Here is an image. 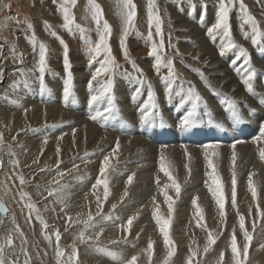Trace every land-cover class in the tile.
<instances>
[{
	"label": "rangeland",
	"instance_id": "obj_1",
	"mask_svg": "<svg viewBox=\"0 0 264 264\" xmlns=\"http://www.w3.org/2000/svg\"><path fill=\"white\" fill-rule=\"evenodd\" d=\"M59 2H60V0H57V3L54 4L53 0H45L43 2L41 0H29L28 3H26L28 8H24V10L26 12H28V13H26L27 17H28L26 19V21L25 20H18L17 18H13L11 16L12 19L7 21V23H8L7 28L11 29V30H9V32L8 31L7 32L9 34L13 31L17 32V37L19 39H17L16 45H14V46H17L16 52L18 51V53L15 52V49H12L14 47H10L6 43L8 41L6 38H3V40L1 39V41H4V42H1V44L6 43V44H3V47L6 51V56L8 54L6 64H11L12 66H10L11 68L8 71L6 77L3 79L2 86H0V133H3V137L6 140L5 145H8V144L12 145V151H14V153L17 155V158L21 161L20 172L13 173V171H11V170H10L11 172L7 171L6 172L7 177H6L5 173L2 174L3 169L1 170V174L3 177L0 178V189H1L0 190V198L3 199V201L5 202V206L6 207L8 206L7 208L9 210L8 213H3L4 215H7V216H5L4 220H7L6 222L10 221V223H11L12 217L8 216V214L12 215V216L15 214L16 222L19 224L20 228L22 227L24 232L26 230H27L26 232H28V233L30 232L29 235H26V237L28 240L31 239L30 240L31 243L34 244L33 246H35L34 249L31 250V254H32L34 260H36L39 264H56V257H55V251H54L55 237L53 235V244L49 245L48 242L44 239V236L42 234V225L36 219V213L35 212L32 213L33 219L31 218V222L27 221L26 217L28 215V209L25 207L26 201H21V198L19 195V193L21 191H24L30 195L31 201L33 203L38 204V205L36 204V206L38 207V209L40 211V215L44 218V220L48 224V228L43 230V231L47 232L49 235H52L54 233V231L57 229L60 231V233H61L60 246H61V248H63L65 250L66 256L71 253V250H72L71 245L73 244V241L74 240H75V242L77 241L76 246L78 249V256H79L78 264H121V260H119V259L113 260L111 257L106 255L105 253H104L105 255H102L103 254L102 252H97L95 250V248L97 246L102 247V248H106V249L108 248L110 251L118 253L122 257L123 260L130 259L132 255H138L139 259H138L137 264H148L147 254L144 250L147 247V243H148L149 239L154 241V255H153L152 264H162V261L166 256L167 249L165 248V246L163 244V238L160 235L158 226L156 225L155 220L153 219V216H152L153 208H154L152 197L154 195L156 196V201L160 205V212L162 215H164L166 217L168 214L167 205L164 203L163 196L159 192V189L155 183V179H156L157 175L161 176L160 177V186L161 187L163 186L164 183H166L168 181L166 178H164V176L159 175L160 174L159 168L156 167V168H158V171H157V169H155V171H151V170L148 171L147 169L144 168L146 171H144V173L141 174V176L143 178L141 176L140 177L142 178L143 181L145 179V181L143 183H142V180H140L138 182L137 178H136V180H135L136 183L134 181L133 182L134 185L131 184L129 186V185H127V177L129 175H131V173L130 174H124L121 172V175H120V173H118L119 174L118 175L117 172H115L118 170V163H117V161H115V160H117L116 157H118L123 152L117 153L115 160L112 162V166H111V172L114 171L115 173L112 172V173H114L113 175H111L113 177H111L110 175L107 176V178L109 180V188H110L111 194L108 197L107 201H104L102 203V207L100 209H98L96 198L92 194L93 193L92 185L95 183L99 174L96 175V179L91 181L90 177H92V176L95 177V175H92L90 170L85 169V168H87L88 164H91V163H88V162H90V159H89L90 157H88V154H90L93 149L92 150L91 149H85L84 151L80 150L81 152L78 151V152H75L74 154H72V156L71 155L69 156L67 153H65V151L62 150V147H61L64 144V140L63 139L61 140V137H54L52 135L53 132L51 130L53 128L54 123H52L51 121H55L54 119H52L50 117L52 108H55V110L57 111L62 106L61 108L64 109V110H62V112L64 111L63 114L65 112H67L65 114H68V115L70 113L76 114V112L78 111L77 112L78 116H80V117L82 116L81 118H85L86 120H90L89 117L91 115H93L97 109L103 110L104 106L107 104V98H105V101H101V104L99 102L96 105H93L92 107H89V105L87 103L88 99L90 98V95L94 94L88 88V81L90 80L91 75L95 71V68L99 67V64L96 62H94L92 65H89V63H88L87 51H88V47L90 45L87 44L85 41L90 40L92 42V46H94V44L99 41L98 33L95 30L96 29L95 22L91 18V11H90L89 6H88V0H77L76 5L71 6V12H72L73 16L75 17V22L77 24H80L83 28H85L87 30L83 34L80 33L78 30H76L75 28H73L72 31H69L63 27V24H64L63 16H62V13L60 11H58V3ZM96 3H98L102 8L104 20H106L109 23V25L111 26L112 31H111V35L109 37V45L112 49L113 55L116 53L114 55L116 61L121 65V67L117 70V73L114 77V81H115L114 82V90L115 91H113V94L115 93L114 95L116 96L115 103L117 105V108H119V107L122 108V105L128 104V106L125 105L126 107L125 106L123 107L124 109L118 110V113L115 114V118H113V120H111V119L109 120V121H111L107 125L109 127H102L101 126L102 121H92L103 133L108 134L105 138L109 137L112 134L118 136L119 138H126L129 140H130V138L132 140H133V138L135 139L134 135H137L138 137L142 136L145 140L148 137V139L146 140L147 143L145 142V140L143 138L141 139L142 141L144 140V143L149 144L147 146L142 145L143 147L145 146L144 148H142V149L138 148L139 144L137 145L136 143H134L132 141L129 144H127V148L136 144V145H134L135 147L134 146L131 147L130 151L135 152V151H138V149H139V151L143 150V152H144V150H145V153L148 154L149 157H150V155H151V157H153L151 153H153V155H155L158 151L157 154L159 155L160 149L166 145L167 146L169 145L168 147H170V145L172 147H176L174 145L177 144L178 146L180 145L179 146L180 150H182L181 148H184L185 147L184 144H186V142H187L186 146L191 144V145H189L190 147H188V148L191 149V146L193 145L192 149L194 150L195 147L196 148L198 146L201 147V145L203 143L219 142V144H221V145L226 144V147H227V146H231V144H233L236 141H243L244 143L246 141L250 142V141L254 140L255 137L260 136L261 129H262L261 127H264V124H261L264 122V120H263L264 119V113H263L264 112V110H263L264 105H263V107H262V105H260L257 97L264 99V97H263L264 95H262V94H264V92H263L264 91V56H263L264 53L260 52V46L259 45L254 46L250 42L253 34L251 32V28L249 25H245V27H244V31L249 33V36L247 38H245V36L241 32V30L239 29V24L242 23V14L239 12L238 4L229 13L230 20H231L230 21V27H231V31H232V39L238 45L246 48L247 51L250 52L251 55L253 54L251 56L252 57L251 62L253 64V66L259 70V71L257 70V76H256L259 85H256L257 83H255V81H253L254 82L253 86L255 87L254 89H255L256 95L253 96L251 94L249 95V93H248V98H252L253 101H255L257 104L255 102H250V104H248L249 101L246 99L242 98V100H237L236 98L231 96L234 99H236V101H237L236 111L239 115V120L234 121L230 115L231 111H229L227 108L225 109L226 105H222L219 102L225 96L228 97L230 94L226 93L223 90H220L219 88H217V86H215L213 84L215 82H214L212 76L219 74V73H215L217 71V68L213 67L214 68L213 69L212 66H208L206 64H203L201 59H200V57H201L200 53H195L189 57L188 55L181 54L180 48H179V45H181V44L184 45V43H185L184 46H188L189 44L191 46H193V45L197 46V43L192 40L194 38L193 36L196 33L197 29L200 30V33L203 34L204 38L206 37L208 45L218 47V45L221 42L220 36H217L216 40L213 41L210 37H208L206 35L207 27L211 26V24H213L215 22L213 17L214 18L216 17L215 14L218 10V0H155V4L159 10V15H160L161 20H162V31L164 34L165 48H164L162 54H164L168 57H175L174 58V66H175L177 73L179 74V79L177 80L178 81L177 85H174L175 91L179 90L178 86L180 84V80H183L184 81L183 87H184L185 91L183 93H181L180 96H183L184 93L186 95L187 88L189 86V82H191V84L194 85L195 88L199 91V93L202 97V100H204L207 103V105L209 106L208 107L209 110L210 111H211V109L214 110V112H212L213 110L211 111V114L208 113L209 110H208V108H207V110L205 109V107L203 106L204 105L203 103H200L198 105V109H197V122H199L200 125L202 124L201 126H204V127L208 126V128L210 130V135L208 136L207 134H205L204 132L199 130V126H195L193 129H183V130L181 129L182 131L179 130L180 129L179 123H180V120H182V118H183L182 115L184 116L186 114V111L188 110V108L190 109L191 102L190 101L189 102H182L181 97L179 95H175V92H174L172 98L168 99L166 92H165L164 85L160 81L159 76L154 72L153 65H154L155 58L148 55V53L150 51L151 43L153 42V41L148 40L149 30L152 31L153 40L157 44H159L160 38L158 36H156V34H155V25H153L152 28L149 29L148 16H147L148 0H133V3L136 5V11H137V15H136L135 20H134L135 26H134V28H132L129 31L127 37L124 38V42H125L126 47L129 51V56L132 60L135 61L136 65H139V62L144 63L145 65L148 66V68H149V65H151L153 68V72H154V76H153L154 81H152V82H153V91L156 95L157 108L153 110V116L151 117L152 123H149L147 125L140 124V121H139L140 117L139 116H140V114H142L140 110L143 107L145 100L147 99V92L146 91L148 89H147V84H145L141 89V94L139 96H137L135 99L131 98L133 92L136 90L135 88L141 87V85H139V83L137 82V79H136V77L139 75V73H136L134 70H133L134 73L127 71V70H132L133 68L131 67V64L128 61H126L124 56L122 55L121 39L123 38L124 21L120 15V8L118 6V0H97ZM244 3L248 7L250 13L254 14L253 16L259 22L260 31L262 33H264V23H263L264 22V3L258 2V0H248V1L244 0ZM193 5H194V9H193ZM202 5H206V10L202 9ZM0 10L2 12H4V10L1 9V6H0ZM202 10L206 11V18L204 21L200 20V15H201L200 13L202 12ZM172 13L173 14L175 13V14L173 15ZM212 13H214V14L212 15ZM179 14H180V16L184 17L185 23H184V21H182L183 22V23L181 22L182 25L179 27H176V23L177 24H180V23H178V21H177L178 19H177V17H175V15H179ZM173 17L176 19H173ZM29 18H30V20H29ZM236 21H237V23H236ZM45 22H47V25H50L51 27L50 28L47 27ZM28 23H31V25H32L31 29L28 28ZM189 23H191L192 25H189ZM232 24H234V26ZM195 26H196V28H195ZM191 29H194V31L192 32ZM53 31L57 34L56 36L51 35V33ZM234 32L236 34L238 33L237 35L235 34V36L237 38L233 35ZM33 33L35 34V37L37 40V45H36L35 51L33 50V46L29 42V39H28V37H31L33 35ZM9 36H11V35H9ZM57 37L62 38L63 41L65 42V44L67 45V56H68V59H69L70 65H71L70 71H71L72 77H73V83H72V88H71V92H70L71 96L69 95L67 101H65V99L63 97L64 96L63 95L64 81L67 79V71L65 70L64 63H63V61H64V47L60 43V40ZM219 38H220V40L218 41ZM142 40H143V42L144 41L145 42L143 43ZM74 41L76 43H78L80 48H82L86 51V53H85L86 56L84 55V52H82V54H81V51L77 52L76 49L78 47L76 46ZM133 42H139L140 45L142 46L141 50L138 51L136 54L132 53L131 43H133ZM224 42H227V38H224ZM39 43H43L47 47V53H46L47 67H46L45 75H44L46 91L43 94L40 92V82L38 79V77L40 75L39 74V65H38ZM261 43L264 44V35L261 36ZM169 44L171 46H169ZM213 44H215V45H213ZM247 44H248V46H247ZM198 46H199V43H198ZM177 49L179 50V53L181 54L179 56L176 55ZM9 53H11V54H9ZM15 53L18 54V57H17L18 59L17 58L14 59L13 57H11V56H13L12 54L15 55ZM19 53H20V55H19ZM25 53H26V55H25ZM71 53H73V54H71ZM78 53H80V54H78ZM76 55H79V56L81 55V58H79V56H76ZM117 55L119 57H116ZM21 56H23L22 57L23 65H18L21 62V58H19ZM72 56L73 57L75 56L74 58L84 59V61H80V62L75 61L74 62V60H73L74 58ZM234 56H235V50L226 53L223 57H221L218 53V55L216 56V60H217V62L222 64V66L226 65V66H223L224 71L228 68L231 69L237 78L240 76L238 79L241 80L243 72H242V70L238 71L237 69L239 68V65L242 63V59L240 61H237L236 62L237 65L234 66V65L230 64L231 61L234 59ZM194 57H198V59H194ZM103 58H104V54L102 53L98 59L102 60ZM218 58L221 60H219ZM19 60H20V62H18ZM120 60H121V62H120ZM257 60H258V63H257ZM53 61L56 63H51ZM59 61H60V64H59ZM260 62H261V64L263 63V65H261ZM227 65H228V67H227ZM15 66H16V68H15ZM205 68L206 69L209 68L208 70L210 72H213V75L211 77H208L206 75ZM211 68H212V70H211ZM19 69L23 70L24 75H21ZM91 69H93L94 71H92ZM192 69H200L204 75L200 76L196 72L192 71ZM215 69H216V71H215ZM125 71H127L128 73H132V75L131 76L123 75V73ZM153 72L150 74L153 75ZM166 72H167V69H165V68L161 69L162 74H166ZM261 72H263V73H261ZM135 74H136V76H135ZM195 75H196V77H195ZM197 76H199V79L197 78ZM127 77L129 79H127ZM201 77L204 80L201 79ZM131 78H133L134 80L133 79L131 80ZM196 78L198 80H196ZM98 79L103 80V79H105V77H101ZM135 79H136V81H135ZM199 80L200 81L202 80L203 82L202 81L200 82ZM25 81H27V86H25ZM14 82L16 83L15 88L12 87ZM130 82L133 84H131ZM118 83H120V84H118ZM134 83H136V85ZM137 83H138V85H137ZM124 84H126V85H124ZM206 84L207 85L211 84L214 87L209 88L206 86ZM93 85H94V88L99 87L98 86L99 84L97 82H93ZM131 85H135L136 87L132 90H128L129 86H131ZM205 89L208 91V96H211L210 98L209 97L204 98L205 97V92H204ZM125 90H126V92H125ZM75 91H79L81 93V96L84 98L85 101H83L81 103L77 102V99L75 100V97H74ZM261 92H262V94H261ZM116 93H117V95H116ZM42 95L46 99H44ZM126 95H128V96H126ZM259 95H261V96H259ZM5 96L8 97L7 100L4 99ZM174 96H175V98H174ZM122 97H125V98L122 99ZM120 99H122V100H120ZM176 99L178 101H176ZM12 100L17 101L18 106H17V104L10 103V101H12ZM69 100H70V102H69ZM128 100H129V102H127ZM130 100H131V102H130ZM209 100H211L210 102H212L210 105H209V103H210ZM214 100H217V101L214 102ZM24 102H25V104H27L26 102H28L30 104L32 103L33 105H30L29 107H31V108H29V107L25 106ZM36 102H38V103H36ZM22 103H23L24 107L22 106ZM104 103H105V105H104ZM117 103H119V104H117ZM252 103L254 106H250V105H252ZM162 104L163 105L165 104V108L163 107ZM238 104H239V107H238ZM258 104L261 106V109L259 108L260 106ZM27 105H29V104H27ZM179 105H181V106H179ZM221 105L224 107H222ZM79 106H80V108H79ZM210 106L212 108H210ZM33 107L38 109L37 114L33 110L34 109ZM69 107H70V109H69ZM216 107H217V109H216ZM242 107H244V108H242ZM250 107L253 109L251 110ZM257 108L260 109V112ZM25 109L28 110L26 114L24 111ZM68 110H71V111H68ZM86 110H88V111H86ZM91 110L93 111V114H90V113H92ZM134 110L136 112H134ZM165 110H166V112H165ZM203 111H205L207 113V114H205L207 117L205 115H203L204 114ZM261 111H263V112H261ZM164 112L166 113L165 116H163L165 114ZM167 112L169 114H167ZM184 112H185V114H184ZM202 112H203V114H202ZM126 113H127V115H126ZM225 113H226V115H225ZM261 113H263V114H261ZM34 114H36V115H34ZM135 114H137V115H135ZM155 114H157V115H155ZM131 115L133 117H136V116H138V117H136V119H134ZM168 115H170V116H168ZM214 115H215V117H214ZM128 117H131V118H128ZM178 117H180L181 119ZM220 117L224 118V119L221 120ZM243 117H245V118H243ZM224 120L226 121L225 123H224ZM118 122L120 123V125L118 124ZM164 122H165V124H163ZM170 122H172V123H170ZM218 123L222 124L223 127L222 128L216 127V124H218ZM251 123H254V124H251ZM258 123H260V124H258ZM123 125H126V126H123ZM161 125H163V126H161ZM99 126L102 128H100ZM149 126H150V128H149ZM128 130H129V132H128ZM249 130H251V131H249ZM216 131L223 132L224 136L221 137V139H218V137L216 139V137H215ZM253 134H254V136H253ZM129 136H130V138H129ZM179 136H180V138H179ZM13 137H15V139H13ZM156 138H158V139H156ZM249 138H251V139H249ZM45 140H47L46 144L44 143ZM204 140H206V142ZM34 142H36V143H34ZM162 142H163V144H162ZM60 143H62V144H60ZM150 143H151V145H150ZM153 143L155 144L156 147L154 146ZM140 145H139V147H140ZM57 146H59V148L61 150L59 156H57V152H56ZM158 146H161L160 149H158L159 148ZM178 146L176 148H178ZM181 146H183V147H181ZM200 147H198V148H200ZM51 148H53L54 150L53 149L51 150ZM145 148L148 149L147 152H146ZM176 148L175 149L171 148V149L172 150L174 149L173 151H175L176 153L180 152L179 148L177 150H176ZM41 149H43L42 153H41ZM156 149H158V150H156ZM172 150H170V151H172ZM195 150H199V149H195ZM201 150H199V151H201ZM165 151L167 152L168 149L166 148ZM183 151H184V149L182 150V152ZM0 153H3L5 155V156H3L2 154H0V161H2L0 163H1V166H3V168H4V166H5L4 163L7 162V156L5 154L6 152L4 150H3V152L0 150ZM48 154H49V157H48ZM177 154H179V153H177ZM51 155L54 158H52ZM55 155H56V157H55ZM82 155H83V158H82ZM79 156H81V158ZM84 156H87V157H84ZM96 156L99 157L100 152H96L93 157H96ZM2 157H4V159ZM58 159L60 161L59 171L64 173L63 176L58 175L57 170H55V169H57V160ZM69 159H70L71 163H70ZM127 159H128V161H130L129 158H127ZM67 161H69L68 165H66ZM225 161H226V159L224 161H221L219 163L220 164L219 167H218L219 164L215 162L217 164V171L219 172V174L222 178L221 181L225 182V183H223V185L225 184L224 185V192H225V197H226V205H225L226 220L223 224H221V217L219 216V209L216 206L215 200L212 199L211 193L209 192L208 187L206 186V182L208 185H211V180L209 179V177L207 175H205L207 172L211 171L210 169L206 168L207 167L206 163H204L202 165V167H200L197 170L192 169L191 176L188 178L187 182H185L186 176L182 177L181 180H180V178H177V176H176L179 183L181 184V194L179 196V199L175 198L174 190L168 189L169 195L173 196V198L176 199V202L174 204L175 207H174V212H173V219H172V223L170 226V236H171V239L174 241V244L176 247V254L172 258L170 264H175V263L176 264H183V263L186 264L187 257L191 254L190 248L193 250H196V252L198 251V253L196 255L197 258H195V261L198 262V264H219V254L221 251H223L225 253V259H224L223 264H233V259H232L231 249H230V236H231V233H232L234 228H235V233L237 236L238 246L242 249V246L245 243V241L243 239L242 232L239 228L237 210L231 206V185L230 184H231V169H232L231 166H232V164L230 165L228 162L226 163ZM227 161H229L228 158H227ZM76 162H77V164H76ZM80 162H82V163H80ZM83 163H85L84 164L85 166H83ZM181 163L184 164V162L181 161L179 163L181 166L183 165ZM179 164H178V166H180ZM222 165H224L223 168L225 171H223V169H221ZM227 165H228V167H227ZM254 165L256 166L257 164H253V166ZM192 166H193V164H192ZM70 167H74V168L78 167L77 172H81L82 170L85 171L84 173H87V175H88L87 177H89V179L87 178V180H90L92 185L87 186L89 181H87V182H85L83 180L79 181L78 179H75V180L72 179L70 181H66V179L70 178L71 176H74L73 172L69 173ZM225 168H227V169H225ZM228 168H230V169H228ZM249 168H252V165H250ZM41 169H44V171H41ZM218 169H221L224 173L226 172V170H228L230 172L227 171L228 174L225 173V176H224L222 171H220ZM239 169H240V167H237V170H239ZM156 171L159 174H157ZM262 172L264 174V171H262ZM122 174L124 176H126V178H123L124 176ZM19 175L24 176V178H25V184L24 185H21L19 183V178H18ZM196 175H199V176H196ZM144 176H146L147 178ZM149 176L153 180H151V178ZM110 177L112 178V180ZM140 177H139V179H141ZM226 177H227V180H226ZM243 178H244V181H241V180H243ZM243 178L237 177V180H238L237 185L240 181L244 183V184L242 183L244 186L241 183H240L241 185L239 184L237 186V188L239 187L237 190V207H238V210L241 214H243L245 216L246 227L248 228V230L250 232L252 231V220H253V218L257 219V228H256L255 233H253L254 238H253L251 245L249 247V258H248L249 260L247 261V264H264V249L260 248V245L263 244L264 241H262V243H261L259 240H255L256 233L258 232V230H260V228L264 227V221H262L258 217H256V208H255L256 202L253 201L252 196L249 193L250 191L247 189L248 188L247 187L248 186V177L246 175V177L243 176ZM122 180H123V182H122ZM55 181H59L60 185L64 186L63 193H62V195L64 197V203L63 204L56 201L55 195L54 196H48V190L49 189L58 187V185L55 183ZM111 181H112V183H111ZM113 181L115 182V184ZM263 182H264V177H263ZM260 183H262V182H260ZM149 184L150 185L152 184V185L150 186ZM262 184L264 185V183H262ZM5 185L7 187H5ZM117 185H119L120 187L118 186V188H117L116 187ZM263 185H261V186H263ZM261 186L258 189V197H259V204H260L261 208L264 209V187L262 188ZM87 187H90V188L87 189ZM9 189H11V190L8 191ZM125 189H127L129 195L121 201V196L123 195ZM239 189L240 190L242 189V191H240ZM83 190H85V191H83ZM114 190H115V192L117 191V193H114ZM138 190H140V191H138ZM3 192L5 194H6V192H8V193L5 195ZM80 194L83 196H81ZM96 194L99 195L101 197V200L103 201V187L102 186L96 190ZM194 196L198 197V204L203 209L204 221L202 223H204L206 225V228L208 230H211L214 234L222 233V234L218 235L216 243L211 247V249L209 250L208 253H204V251H203L204 247L207 244V231L201 227H197V225L195 224L196 218L193 215L195 212V208L193 207V205H191L192 204V198ZM45 197L47 199H45ZM124 200H127V201L125 202ZM113 204L116 205L115 209L112 208ZM146 204H148V206ZM65 205H67V207H65ZM250 207L252 208V216L248 215V211H249ZM16 208H17V210H16ZM62 208L64 209L63 211H61ZM91 210H93V211L91 212ZM123 210H124V212H123ZM57 211H58V213H57ZM97 211L100 212L99 216L103 217V216L111 215L112 219L111 220H103L102 217H99L98 215H96ZM89 212L93 213V216L94 215L96 216L95 219L98 217L99 223L97 221L98 219H96V222L98 223L99 226L95 229H89L85 233V235L94 236V234L96 232L100 231L99 228H101V227L104 229V232L100 236L98 242L93 240V241H89L88 243L81 244L79 242V240L76 239V237L78 236L79 232L83 229V225L82 224H75L74 222L77 219H79L81 221L87 219V215ZM185 212H187V213H185ZM12 213H14V214H12ZM137 213H139V215H138V218H136L133 221L130 234H126L123 231H121V229L118 227V225H120L122 223H126L128 217L133 216ZM121 215H122V218L125 219L124 221H121L122 220V218L120 217ZM68 216L72 217V221L69 222L68 225H66V219ZM177 216H179V217H177ZM117 217L119 218V220L117 219ZM9 218H10V220H9ZM180 218H181V220H180ZM101 220L103 222H101ZM66 226L69 229L67 231H65ZM107 226H109V227L111 226V227L106 228ZM189 233H190V235H189ZM263 233H264V229L262 228V234ZM137 234H139V235H137ZM112 241H119V242H121V244L119 242L118 243H112ZM135 241L136 242L137 241L138 242L143 241V244L141 246L136 245ZM254 241H256V243ZM38 242H39V244H38ZM126 244H127V246H126ZM108 245L111 246L112 248H110ZM137 246H138V248L139 247L140 248L138 249ZM42 247H44V249ZM134 247H136L137 249ZM132 248L134 249L135 252L133 251ZM137 250L139 252H137ZM218 250H219V252H218ZM81 255H82V257H81ZM101 255H102V257H101ZM143 261H145V262H143Z\"/></svg>",
	"mask_w": 264,
	"mask_h": 264
},
{
	"label": "snow or ice",
	"instance_id": "obj_2",
	"mask_svg": "<svg viewBox=\"0 0 264 264\" xmlns=\"http://www.w3.org/2000/svg\"><path fill=\"white\" fill-rule=\"evenodd\" d=\"M258 2L264 3V0H258ZM53 3H57V0H53ZM77 3V0H60L58 3V11L62 13L63 16V27L69 31H72L73 28L78 30L80 33H85L87 30L83 28L80 24H77L75 22V17L73 16L71 12V6H75ZM238 4L239 12L242 14V23L239 25V28L245 38L249 36V33L244 31L245 25H249L251 28V32L253 34L251 43L256 46H260V52L264 53V44L261 43V36L264 35L260 31L259 22L256 20V18L250 13L248 7L244 3V0H218V10L216 12L215 22L211 24V26L207 27L206 35L210 37L213 41L216 40L217 36L221 37V42L218 45L219 55L223 57L226 53L235 50V56L234 59L231 61L232 65H236L237 61H240L242 59V63L239 65L238 71H243V75L241 77V82L246 88V91L255 96V89L253 86V81L255 77L257 76V69L253 66L251 62V54L247 51L246 48L238 45L235 43V41L232 39V31L230 27V11L236 7ZM0 5H2V9H11L12 4L10 0H0ZM88 6L91 11V18L95 22L96 25V32L99 36V41L92 46V42L90 40H86L85 42L89 44L87 51L88 56V63L89 65H92L94 62L99 64V67L95 68V71L91 75L90 80L88 81V88L91 90L94 94L90 95V98L88 99L87 103L89 107H92L93 105H96L100 101H104L105 98H107V105L103 108V110L97 109L93 115L90 116V119L92 121H102L101 126L107 127L108 122L110 119L115 118V114L118 113V109L115 103V95L113 94L114 91V77L117 73V70L121 67V65L116 61L112 49L109 45V37L111 35V26L109 23L104 20L103 17V11L101 6L96 3V0H88ZM118 6L120 8V15L124 21V28H123V38L121 39V49H122V55L124 56L125 60L128 61L131 64V67L136 73H139V75L136 77L137 82L141 87H143L145 84H147V99L143 104L141 111V116L139 118L140 124L147 125L149 123H152L151 117L153 116V110L157 108L156 103V95L153 91V85L151 81H148L146 79L145 74L143 73V70L140 69L134 60H132L129 56V51L126 47V44L124 42V38L127 37L129 31L134 28V20L137 15L136 11V5L133 3V0H118ZM194 9V5H193ZM202 9H206V5H202ZM147 16H148V24L149 29L152 28L153 25H155V34L158 36L159 44H157L153 40V33L151 30L148 32V40L153 41L151 43L150 51L148 53L149 56L154 57V72L159 76L160 81L164 85L166 95L168 99H171L174 92L175 95H181L183 93L184 87V81L180 80L179 84V90L175 91L174 85H177V80L179 79V74L177 73L175 66H174V57H168L163 53V50L165 48L164 44V34L162 31V20L159 15V10L155 4V0H148L147 4ZM206 18V11L201 12L200 20L204 21ZM12 19L11 16H8L5 18V25L8 20ZM47 27H51L50 25H47ZM28 28L31 29L32 25L31 23H28ZM51 35L56 36L57 34L53 31ZM60 40V43L64 47V68L67 71V79L64 81V88H63V95L65 101H67L71 88L73 83V77L72 73L70 71V62L67 56V45L63 41L62 38L57 37ZM224 38H227V42H224ZM29 42L33 46V50L35 51L37 40L35 37V34L31 37H28ZM171 46V45H170ZM14 51V50H13ZM46 53H47V47L43 43H39V82H40V92L43 94L46 91L45 81H44V75L45 70L47 67V61H46ZM104 54V58L102 60H99L98 58L101 56V54ZM176 55H181L179 53V50H176ZM194 59H198V57H194ZM22 62V59H21ZM165 68L167 69L166 74H161V69ZM192 71L196 72L198 75L203 76V72L200 69H192ZM21 75H24L23 70H20ZM123 75L131 76L132 73H128L125 71ZM105 77L103 80H99L98 78ZM93 82H97L99 84L98 88H94ZM25 86H27V81H25ZM207 87L211 88V85H207ZM13 88L16 87V83L14 82L12 85ZM141 87L136 88V90L132 94V98L135 99L137 96L141 94ZM4 99H8L7 96L4 97ZM259 100V103L261 105H264V99H261L257 97ZM182 102H191V108L187 110L186 114L183 116L182 120L179 123V127L183 129H193L197 124V108L200 103H204V107L207 110L208 105L206 102L202 100V97L200 93L197 91L194 85L189 82V86L187 88L186 95L181 96ZM222 105H226V108L231 111V117L234 121L239 120V115L236 111L237 107V101L233 98L225 96L223 99L219 101ZM12 104H17L18 102L15 100L10 101ZM25 114L27 113V109L24 110ZM211 122V121H210ZM163 126V125H161ZM216 127H223L222 124H216ZM15 139V137H13ZM264 141V129H261L260 136H257L254 138V143H257L259 145L260 142ZM44 143H47V140L44 141ZM238 143H241V141H236L231 145L232 152H231V206L237 210V216H238V223L239 228L242 232L243 239L245 243L242 246V249L238 246L237 242V236L235 233V228L233 229L231 236H230V249L233 259V264H247L248 258H249V247L251 245V242L253 240V233H255L257 228V219L253 218L252 220V231L250 232L248 228L246 227V218L243 214H241L237 207V173H236V162H237V152H236V145ZM4 147H7L9 149L8 155L11 157L15 156V153L11 150L12 145L4 144V137L3 133H0V150H2ZM120 144L119 140L116 142V147L113 149V156L115 155V152L119 149ZM203 149V159L206 162V166L208 169H210V172H207L206 175L211 180V185H208L206 182V186L208 187L209 192L212 195V198L215 200L216 206L219 209V216L221 217V224H223L226 220V211H225V205H226V197L224 192V185L221 181V177L219 172L217 171V164L214 163L213 158L219 157L220 153L218 151L220 144L218 142L216 143H203L201 145ZM166 146L162 147L159 154V171L163 173L165 177H167L166 183L163 184V186H160V177L157 176L155 179V183L159 189L160 194L163 196L164 203L167 205L168 214L165 217L160 212V205L156 201V196L154 195L152 197L153 201V219L155 220L156 225L158 226L159 233L163 238V244L165 248L167 249V253L165 258L162 261V264H170L172 258L176 254V247L174 244V241L171 239L170 236V226L173 219V212H174V204L176 202V199H179V196L181 194V184L179 183L178 179L173 175V169H174V163L173 161L166 155L165 153ZM60 148L57 146L56 152L57 156L60 154ZM43 152V149H41V153ZM184 156L186 157L187 162L184 164V168L187 171V176L185 177V182H187L188 178L191 176V161H192V155L190 152H188L187 147H184ZM258 156L259 159L264 162V147L258 146ZM35 162V161H34ZM13 165H18V160L13 159L11 161ZM59 159L57 160V174L60 176H63L64 173L59 171ZM111 167L110 164V157L108 155H105L103 158V161L101 163V167L99 169V177L96 179L95 183L92 185L93 189V195L96 198L97 201V208L100 209L102 207V203L104 201H107L108 197L110 196V188H109V180L107 178V173L109 168ZM41 171H44V169H41ZM255 175L254 172L249 173L248 176V190L251 193L253 201L256 202L255 208H256V217H258L260 220L264 221V209L261 208L259 204V197H258V189L256 185L253 182V176ZM135 177V173L129 175L127 177V184L131 185L133 183ZM19 183L21 185L25 184V178L22 175H19ZM55 183L58 185L57 188H52L48 190V196H56V201L63 204L64 203V197L62 195L63 193V185H60L59 181H55ZM103 187V201L101 200V197L96 194V190L100 187ZM7 187V186H5ZM168 189H172L175 192V198L173 196L169 195ZM7 194V192H6ZM21 201L25 202V207L28 209V215L26 217L28 222H31L32 213H36V219L40 222L42 225V234L44 236V239L48 242L49 245L53 244V235L55 237V245H54V251H55V257H56V264H78L79 256H78V249L76 246L75 240L73 241V244L71 245V253L66 256L65 250L61 248L60 241H61V233L57 229L54 231L52 235H49L47 232L43 231L48 228L47 222L44 220V218L40 215L39 209L36 207V204L31 201V197L27 192L21 191L19 193ZM129 195L127 189H125L123 195L121 196V201ZM45 199H47L45 197ZM192 205L195 208L194 217L196 218V225L197 227H201L207 231V244L204 247L203 251L204 253H208L211 247L216 243V240L218 238V234H214L211 230H208L206 228V225L202 223L204 221V214L203 209L198 204V197H194L192 199ZM67 207V205H65ZM112 208L115 209L116 205L113 204ZM64 209L62 208L61 211ZM8 208L5 206V203L2 198H0V213H8ZM96 215H100V212L98 211ZM139 213L128 217L126 223H122L118 225V227L126 234H130L131 227L133 224V221L138 218ZM248 215L252 216V208H249ZM103 220H111V215L103 216ZM117 219H119L117 217ZM72 221V217L68 216L66 219V225H68L69 222ZM11 223L13 224V229L9 230V234L5 237L4 241L0 243V264H19V257L13 258L12 256L5 255V249L6 248H13L14 249V240L13 236L11 235V231H15L16 233H19L22 239V244H26L27 240L24 237V233L21 230L19 224L16 222L15 215L12 216ZM75 224H82L83 229L79 232L78 236L76 237L77 240L81 244L88 243L89 241H99L100 236L103 234L104 229L101 227L99 232H96L94 236H87L85 233L89 229H95L99 225L96 222L95 216L91 212L88 213L87 219L81 221L77 219ZM3 224V221L0 220V225ZM68 230V227L66 226L65 231ZM139 235V234H137ZM119 241H112V243H118ZM261 249H264V244L260 245ZM97 252H103L109 257H111L113 260H121V264H137L138 262V255H132L130 259L123 260L122 257L113 251H109L106 248H102L97 246L95 248ZM147 254V260L148 264H152L153 262V255H154V241L149 239L147 243V247L144 250ZM21 252L23 253L25 260L24 264H31V257L28 253L27 249L21 248ZM190 255L187 257L186 264H198V262L195 261L197 252L190 248ZM46 254V253H45ZM225 259V253L223 251L219 254V264H223Z\"/></svg>",
	"mask_w": 264,
	"mask_h": 264
},
{
	"label": "bare ground",
	"instance_id": "obj_3",
	"mask_svg": "<svg viewBox=\"0 0 264 264\" xmlns=\"http://www.w3.org/2000/svg\"><path fill=\"white\" fill-rule=\"evenodd\" d=\"M28 1L29 0H10V2H11V4H12V7H11V9H3L4 10V12H2L1 10H0V81H1V83H0V86H2V84H3V79L6 77V75H7V73H8V71L10 70V66H12L11 64H6L7 63V56H8V54H7V56H6V51H5V49H4V47H3V44H8L10 47H14V48H12V49H15V52H16V48H17V46H14V45H16V41H17V39H19L18 37H17V32L16 31H13V32H11L10 34L8 33L9 32V30H11V29H8L7 27H8V23H6V25H5V18L6 17H8V16H12L13 18H17L18 20H25L26 21V19L28 18L27 17V14L26 13H28V12H26L25 10H24V8H28V6L26 5V3H28ZM42 2L43 1H45V0H41ZM97 1V0H96ZM246 1V0H245ZM248 1V0H247ZM41 3V2H40ZM84 3V2H83ZM32 5V4H31ZM1 6V9H2V5H0ZM42 6V5H41ZM31 8V7H30ZM173 9V8H172ZM206 10V9H205ZM212 11V10H211ZM173 14V13H172ZM175 14V13H174ZM173 14V15H174ZM201 14V13H200ZM214 13H212V15H213ZM216 15V14H215ZM235 15V14H234ZM252 15H254V14H252ZM31 17V16H30ZM175 17H177V21H178V23H180V24H177L176 23V27H179V26H181L182 24H181V22L182 21H184V23H185V20H184V17H182V16H180V14L179 15H175ZM213 17V16H212ZM209 18V17H208ZM211 18V17H210ZM173 19H176V18H174L173 17ZM213 19H214V21H215V18L213 17ZM29 20H30V18H29ZM199 21V20H198ZM231 21V20H230ZM234 21V20H233ZM33 22V21H32ZM176 22V21H175ZM213 22V21H212ZM183 23V22H182ZM187 23V22H186ZM236 23H237V21H236ZM264 23V22H263ZM189 25H192L191 23H189ZM233 26H234V24H232ZM240 25V24H239ZM192 27V26H191ZM11 28V27H10ZM193 28V27H192ZM195 28H196V26H195ZM233 28V27H232ZM240 29V28H239ZM13 30V29H12ZM192 30V32L194 31V29H191ZM199 29H197V31H196V33L194 34V38L192 39L194 42H196L197 43V46H195V45H193V46H191L190 44L188 45V46H184L185 45V43H184V45H179V48H180V52H181V54H185V55H188L189 57L190 56H192L193 54H195V53H200L201 54V57H200V59H201V61H202V63L203 64H206V65H208V66H212V68L213 67H216L217 68V71H216V69H215V73H219L218 75H215V76H212L213 75V72H210L208 69H206L205 68V73H206V75L208 76V77H211L212 76V78H213V80H214V82L216 83H213L212 81V83L215 85V86H217V88H219L220 90H223V91H225L226 93H228V94H230L228 97H231V96H233L234 98H236L237 100H242V98L243 99H246V100H248L249 101V103L248 104H250V102H255V101H253V99L252 98H248V92L246 91V88H245V86L243 85V83L241 82V80L240 79H238L235 75H234V73H233V71L231 70V69H226L225 71L223 70V66H226V65H223L222 66V64H220L219 62H217V60H216V56L218 55V53H219V50H218V47L217 46H212V45H208L207 44V40H206V37L204 38V36H203V34L202 33H200V30L198 31ZM233 30V29H232ZM8 31V32H7ZM202 31V30H201ZM204 31V30H203ZM234 31V30H233ZM6 32V33H5ZM190 32V31H189ZM189 34V33H188ZM235 32H234V36H235ZM238 34V33H237ZM236 34V35H237ZM9 35H11V36H9ZM193 35V34H192ZM236 37V36H235ZM3 38H6L8 41L6 42V43H3V44H1V42H4V41H1V39L3 40ZM221 38V37H220ZM220 38L218 39V41L220 40ZM237 38V37H236ZM25 39V38H24ZM251 39V38H250ZM26 40V39H25ZM41 40V39H40ZM210 40V39H209ZM133 41V40H132ZM139 41V40H138ZM185 41V40H184ZM75 42V41H74ZM142 42H143V40H142ZM145 42V41H144ZM143 42V43H144ZM251 42V41H250ZM249 42V43H250ZM47 43V42H46ZM198 43H199V46H198ZM209 43V42H208ZM212 43V42H211ZM75 44H76V46L78 47L76 50H77V52H79V51H81V54H82V52H84V55H85V53H86V51L84 50V49H82V48H80V46L78 45V43H76L75 42ZM148 44V43H147ZM216 44V43H215ZM215 44H213V45H215ZM20 45V44H19ZM57 45V44H56ZM131 45H132V53L133 54H136L138 51H140L141 50V48H142V46L140 45V43L139 42H133V43H131ZM169 46H170V44H169ZM195 46V47H194ZM247 46H248V44H247ZM9 47V48H10ZM148 47V46H147ZM25 49V48H24ZM56 49V48H55ZM249 49V48H248ZM169 50V49H168ZM115 51V50H114ZM118 51V50H117ZM13 52V51H12ZM16 53H18V51L16 52ZM15 53V55L14 54H12L13 56H11V57H13L14 59H16L17 57H18V54H16ZM21 53V52H20ZM20 53H19V55H20ZM250 53V52H249ZM255 53V52H254ZM9 54H11V53H9ZM57 54V53H56ZM71 54H73V53H71ZM78 54H80V53H78ZM116 54V53H115ZM114 54V55H115ZM259 54V53H258ZM17 55V56H16ZM25 55H26V53H25ZM24 55V56H25ZM28 55V54H27ZM75 55V54H74ZM253 55V54H252ZM251 55V56H252ZM76 56H79V55H76ZM86 56V55H85ZM264 56V55H263ZM262 56V57H263ZM22 57L23 56H21V57H19V58H21L22 59ZM73 57V56H72ZM75 57V56H74ZM73 57V58H74ZM116 57H119L118 55L116 56ZM254 57V56H253ZM257 57V56H256ZM25 58V57H24ZM61 58V57H60ZM79 58H81V55L79 56ZM79 58H74L73 60H74V62L75 61H78V62H80V61H84V59H79ZM83 58V57H82ZM175 58V57H174ZM255 58V57H254ZM259 58V57H258ZM257 58V59H258ZM261 58V57H260ZM18 59V58H17ZM219 59V58H218ZM262 59V58H261ZM10 60V59H9ZM119 60V59H118ZM219 60H221V59H219ZM251 60H252V57H251ZM260 60V59H259ZM11 61V60H10ZM15 61V60H14ZM18 62H20V60L18 61ZM120 62H121V60H120ZM255 62V61H254ZM14 63V62H13ZM17 63V62H16ZM51 63H56V62H51ZM50 63V64H51ZM257 63H258V60H257ZM58 64V63H57ZM59 64H60V61H59ZM86 64V63H85ZM231 64V63H230ZM255 64V63H254ZM260 64H261V62H260ZM18 65H23V60H22V62H20V64H18ZM84 65V64H83ZM140 65V66H139ZM139 65H137V66H139L142 70H143V73L145 74V76H146V79L148 80V81H151V83H152V85H153V82L152 81H154V78H153V76H154V72H153V68H152V66L151 65H149V68H148V66L147 65H145L144 63H142V62H139ZM200 65V64H199ZM237 65V64H236ZM261 65H263V63L261 64ZM18 67V66H17ZM56 67V66H55ZM227 67H228V65H227ZM226 67V68H227ZM14 68V67H13ZM15 68H16V66H15ZM178 68V67H177ZM212 68H211V70H212ZM225 68V67H224ZM237 68V67H236ZM130 69V68H129ZM214 69V68H213ZM20 70V69H19ZM92 71H94L93 69H91ZM258 70V69H257ZM26 71V70H25ZM90 71V70H89ZM88 71V72H89ZM127 71H129V72H132V73H134V71H133V69L132 70H127ZM214 71V70H213ZM237 71V70H236ZM259 71V70H258ZM86 72V71H85ZM153 72V75H151L150 73H152ZM243 72V71H242ZM80 73V72H79ZM91 73V72H90ZM261 73H263V72H261ZM84 74V73H83ZM86 74V73H85ZM162 74V73H161ZM238 74V73H237ZM82 75V74H81ZM86 76V75H85ZM135 76H136V74H135ZM206 76V77H207ZM82 77V76H81ZM121 77V76H120ZM195 77H196V75H195ZM197 78L199 79V76H197ZM196 78V80H198ZM63 79V78H62ZM61 79V80H62ZM124 79V78H123ZM127 79H129L128 77H127ZM126 79V80H127ZM133 78H131V80H132ZM201 79H203L202 77H201ZM263 79V78H262ZM89 80V79H88ZM87 80V81H88ZM134 80V79H133ZM194 80V79H193ZM204 80V79H203ZM135 81H136V79H135ZM195 81V80H194ZM200 81V80H199ZM198 81V82H199ZM202 81V80H201ZM200 81V82H201ZM254 81H255V83H257L256 85H259L258 84V80H257V78L255 77V79H254ZM115 82V81H114ZM128 82V81H127ZM134 82V81H133ZM178 82V81H177ZM197 82V81H196ZM199 82V83H200ZM203 82V81H202ZM63 83V82H62ZM82 83V82H81ZM121 83V82H120ZM120 83H118V84H120ZM131 83V82H130ZM77 84V83H76ZM131 84H133V83H131ZM135 85H136V83H134ZM187 84V83H186ZM203 84V83H202ZM82 85V84H81ZM124 85H126V84H124ZM135 85H131V86H129V88H128V90H132V89H134L136 86ZM137 85H138V83H137ZM209 85V84H208ZM211 85V84H210ZM253 85H254V82H253ZM59 86V85H58ZM84 86V85H83ZM99 86V85H98ZM80 87V86H79ZM123 87V86H122ZM211 87H214L213 85H211ZM56 88V87H55ZM124 88V87H123ZM145 88V87H144ZM199 88V87H198ZM216 88V89H217ZM255 88V87H254ZM54 89V88H53ZM136 89V88H135ZM141 89H142V87H141ZM200 89V88H199ZM214 89V88H213ZM212 89V90H213ZM218 90V89H217ZM259 90V89H258ZM257 90V91H258ZM115 91V90H114ZM124 91V90H123ZM143 91V90H142ZM146 91V90H145ZM198 91V90H197ZM260 91V90H259ZM92 92V91H91ZM125 92H126V90H125ZM131 92V91H130ZM147 92V91H146ZM199 92V91H198ZM205 97L204 98H210L211 96H208V91L205 89ZM220 92V91H219ZM222 92V91H221ZM264 92V91H263ZM118 93V92H117ZM117 93H116V95H117ZM129 93V92H128ZM217 93V92H216ZM115 94V93H114ZM130 94V93H129ZM128 94V95H129ZM211 94V93H210ZM209 94V95H210ZM221 94V93H220ZM233 94V95H232ZM261 94H262V92H261ZM128 95H126V96H128ZM183 95V94H182ZM184 95H185V93H184ZM227 95V94H226ZM250 95V94H249ZM262 95H264V94H262ZM43 96V95H42ZM71 96V95H70ZM180 96V95H179ZM178 96V97H179ZM259 96H261V95H259ZM57 97V96H56ZM64 97V96H63ZM62 97V98H63ZM74 97H75V100L77 99V102H79V103H81V102H83V101H85L84 100V98L81 96V93L79 92V91H75L74 92ZM88 97V96H87ZM118 97V96H117ZM177 97V96H176ZM181 97V96H180ZM233 97H231V98H233ZM264 97V96H263ZM43 98H44V96H43ZM51 98V97H50ZM49 98V99H50ZM71 98V97H70ZM115 98H116V96H115ZM121 98V97H120ZM123 98H125V97H122V99ZM132 98V97H131ZM174 98H175V96H174ZM233 98V99H234ZM44 99H46V98H44ZM119 99V98H118ZM122 99H120V100H122ZM146 99V98H145ZM178 99V98H177ZM176 99V101H178ZM216 99V98H215ZM219 99V98H218ZM235 99V100H236ZM40 100V99H39ZM59 100V99H58ZM64 100V99H63ZM138 100V99H137ZM143 100V99H142ZM255 100V99H254ZM24 101V100H23ZM105 101V100H104ZM116 101V100H115ZM124 101V100H123ZM134 101V100H133ZM144 101V100H143ZM146 101V100H145ZM204 101V100H203ZM208 101V100H207ZM211 100H209V102H210ZM215 101H217V100H214V102ZM219 101V100H218ZM47 102V101H46ZM69 102H70V100H69ZM118 102V101H117ZM127 102H129V100L127 101ZM130 102H131V100H130ZM157 102V101H156ZM205 102V101H204ZM243 102V101H242ZM27 104H29V105H27V104H25V102H24V104H25V106L26 107H29L30 105H33L32 103L30 104V103H28V102H26ZM36 103H38V102H36ZM68 103V102H67ZM99 103V102H98ZM124 103V102H123ZM170 103V102H169ZM212 102H210L209 103V105L211 104ZM256 103V102H255ZM45 104V103H44ZM72 104V103H71ZM100 104H101V101H100ZM103 104V103H102ZM117 104H119V103H117ZM121 104V103H120ZM131 104V103H130ZM172 104V103H171ZM204 104V103H203ZM257 104V103H256ZM255 104V105H256ZM37 105V104H36ZM87 105V104H86ZM104 105H105V103H104ZM107 105V104H106ZM105 105V106H106ZM126 104H124V105H122V108H117L118 110L119 109H124L123 107L125 106ZM163 105V104H162ZM170 105V104H169ZM177 105V104H176ZM182 105V104H181ZM181 105H179V106H181ZM185 105V104H184ZM183 105V106H184ZM259 105V104H258ZM257 105V106H258ZM261 105V104H260ZM259 105V106H260ZM22 106H23V103H22ZM61 106V105H60ZM71 106V105H70ZM81 106V105H80ZM80 106H79V108H80ZM104 106V107H105ZM117 106V105H116ZM126 106H128V104L126 105ZM125 106V107H126ZM189 106V105H188ZM204 106V105H203ZM222 106V105H221ZM247 106V105H246ZM245 106V107H246ZM250 106H254L253 105V103H252V105H250ZM24 107V106H23ZM62 107V106H61ZM57 108L58 110L56 111L55 110V108H52V110H51V114H50V117L52 118V119H54L55 121H51L52 123H54L53 124V128H52V132H53V136L54 137H61V140L63 139L64 140V144L61 146L62 147V150L63 151H65V153H67L69 156L71 155L72 156V154H74L75 152H78V151H80V150H85V149H93L92 151H91V153L90 154H88V157H90L89 159H90V162H88V163H91V164H88V166H87V168H85V169H88V170H90V172L92 173V175H95V177L94 176H92V177H90V180L91 181H93L94 179H96V175L97 174H99V169H100V165H101V163H102V161H103V158H104V156L105 155H108L109 157H110V164H111V166H112V162L115 160V157H116V154L117 153H120V152H123L122 154H120L118 157H116L117 158V160H115V161H117V163H118V170L117 171H115V172H117V174L118 173H120V175H121V172L122 173H124V174H133V173H135V177H134V180H133V182L136 180V178H137V181L139 182L140 180H142V176H141V174L142 173H144V171H146L145 169H147L148 171L149 170H151V171H155V169H157V171H158V168H159V155L157 154L158 153V151H157V155L155 154V155H153V153H151L152 154V156L153 157H151V155H150V157L148 156V154H146L145 153V150H144V152H143V150L142 151H139V149H138V151H135V152H133V151H130V149H131V147L132 146H134V145H140V147H139V145H138V148H140V149H142V148H144L145 146H147V145H149V144H146L147 143V139H148V137L146 138V140L142 137V136H137V135H134V137H135V139L133 138V140L130 138V136H129V138H130V140L129 139H126V138H119L118 136H116V135H110L109 137H107V138H105L108 134H106V133H103L93 122H92V120L90 119V120H86L85 118H81L80 116H78V114H77V112H76V114H74V113H70L69 115L68 114H65V113H67V112H65L64 114H63V112H62V110H64V109H62V108ZM130 107V106H129ZM163 107L165 108V104L163 105ZM178 107V106H177ZM209 107V106H208ZM222 107H224V106H222ZM238 107H239V104H238ZM262 107H263V105H262ZM29 108H31V107H29ZM34 108V107H33ZM76 108V107H75ZM84 108V107H83ZM103 108V107H102ZM140 108V107H139ZM138 108V109H139ZM191 108V107H190ZM210 108H212L211 106H210ZM242 108H244V107H242ZM247 108V107H246ZM251 108V107H250ZM260 109H261V106L259 107ZM69 109H70V107H69ZM85 109V108H84ZM89 109V108H88ZM101 109V108H100ZM137 109V110H138ZM142 109V108H141ZM177 109V108H176ZM189 109V108H188ZM198 109V108H197ZM216 109H217V107H216ZM220 109V108H219ZM225 109H226V107H225ZM248 109V108H247ZM253 108H251V110H252ZM256 109V108H255ZM258 109V108H257ZM260 109H258L259 110V112H260ZM35 112H36V114H37V112H38V109L37 108H34L33 109ZM158 110V109H157ZM164 110V109H163ZM208 110H209V108H208ZM213 109H211V111H212ZM223 110V109H222ZM238 110V109H237ZM257 110V111H258ZM264 110V109H263ZM68 111H71V110H68ZM84 111V110H83ZM86 111H88V110H86ZM92 111V110H91ZM128 111V110H127ZM160 111V110H159ZM173 111V110H172ZM176 111V110H175ZM210 111V110H209ZM208 111V113H210L211 114V111L209 112ZM224 111V110H223ZM228 111V110H227ZM230 111V110H229ZM74 112V111H73ZM129 112V111H128ZM134 112H136L135 110H134ZM140 112V111H139ZM163 112V111H162ZM161 112V113H162ZM165 112H166V110H165ZM164 112V113H165ZM187 112V111H186ZM203 112H204V114H203ZM202 112V114L203 115H205V114H207L205 111H203ZM212 112H214V110L212 111ZM226 112V111H225ZM261 112H263V111H261ZM120 113V112H119ZM155 113V112H154ZM160 113V114H161ZM258 113V112H257ZM264 113V112H263ZM263 113H261V114H263ZM36 114H34V115H36ZM90 114H93V111H92V113H90ZM89 114V115H90ZM125 114V113H124ZM159 114V115H160ZM163 114V113H162ZM167 114H169L168 112H167ZM184 114H185V112H184ZM213 114V113H212ZM259 114V113H258ZM86 115V114H85ZM120 115V114H119ZM126 115H127V113H126ZM130 115V114H129ZM135 115H137V114H135ZM155 115H157V114H155ZM166 115V113L163 115V116H165ZM217 115V114H216ZM225 115H226V113H225ZM231 115V114H230ZM243 115V114H242ZM241 115V116H242ZM245 115V114H244ZM88 116V115H87ZM132 116V115H131ZM140 116H141V114H140ZM139 116V117H140ZM162 116V117H163ZM168 116H170V115H168ZM174 116V115H173ZM199 116V115H198ZM206 116V115H205ZM211 116V115H210ZM220 116V115H219ZM259 116V115H258ZM118 117V116H117ZM123 117V116H122ZM133 117V116H132ZM136 117H138V116H136ZM136 117H133L134 119H136ZM182 117H183V115H182ZM207 117V116H206ZM214 117H215V115H214ZM227 117V116H226ZM247 117V116H246ZM90 118V117H89ZM128 118H131V117H128ZM155 118V117H154ZM158 118V117H157ZM156 118V119H157ZM167 118V117H166ZM178 118H180V117H178ZM177 118V119H178ZM243 118H245V117H243ZM257 118V117H256ZM133 119V120H134ZM170 119V118H169ZM181 119V118H180ZM203 119V118H202ZM205 119V118H204ZM208 119V118H207ZM206 119V120H207ZM219 119V118H218ZM220 119L222 120V119H224V118H221L220 117ZM219 119V120H220ZM226 119V118H225ZM258 119V118H257ZM111 120H113V119H111ZM130 120V119H129ZM158 120V119H157ZM220 120V121H221ZM229 120V119H228ZM250 120V119H249ZM255 120V119H254ZM264 120V119H263ZM136 121V120H135ZM178 121V120H177ZM181 121V120H180ZM209 121V120H208ZM109 122H111V121H109ZM108 122V123H109ZM176 122V121H175ZM226 121L224 120V123H225ZM249 122V121H248ZM102 123V122H101ZM117 123V122H116ZM170 123H172V122H170ZM257 123V122H256ZM118 124L120 125V123L118 122ZM135 124V123H134ZM163 124H165V122L163 123ZM251 124H254V123H251ZM258 124H260V123H258ZM261 124H264V122L263 123H261ZM112 125V124H111ZM152 125V124H151ZM172 125V124H171ZM202 125V124H201ZM200 125V123L199 122H197V124H196V126H199V130H201L202 132H204L205 134H207L208 136L210 135V130H209V128H208V126H201ZM212 125V124H211ZM123 126H126V125H123ZM258 126V125H257ZM100 127V126H99ZM107 127H109V126H107ZM177 127V126H176ZM254 127V126H253ZM48 128V127H47ZM100 128H102V127H100ZM111 128V127H110ZM148 128V127H147ZM149 128H150V126H149ZM262 129H264V127H261ZM50 129V128H49ZM108 129V128H107ZM126 129V128H125ZM144 129V128H143ZM177 129V128H176ZM123 130V129H122ZM142 130V129H141ZM174 130V129H173ZM179 130H181V128L179 129ZM140 131V130H139ZM171 131V130H170ZM178 131V130H177ZM182 131V130H181ZM249 131H251V130H249ZM42 132V131H41ZM126 132V131H125ZM128 132H129V130H128ZM175 132V131H174ZM122 133V132H121ZM144 133V132H143ZM248 133V132H247ZM133 134V133H132ZM147 134V133H146ZM183 134V133H182ZM127 136V135H126ZM150 136V135H149ZM224 136V133L223 132H221V131H216V134H215V137H216V139H217V137H218V139H221V137H223ZM253 136H254V134H253ZM38 137V136H37ZM132 137V136H131ZM137 137V138H136ZM141 137V138H140ZM36 138V137H35ZM34 138V139H35ZM46 138V137H45ZM105 138V139H104ZM144 139L145 140V142L146 143H144V140L142 141L141 139ZM175 138V137H174ZM179 138H180V136H179ZM244 138V137H243ZM104 139V140H103ZM153 139V138H152ZM156 139H158V138H156ZM249 139H251V138H249ZM253 139V138H252ZM32 140V139H31ZM57 140V139H56ZM55 140V141H56ZM117 140H119V144H120V147H119V149L115 152V155L113 156V149H115V147H116V142H117ZM151 140V139H150ZM176 140V139H175ZM5 139H4V144H5ZM37 141V140H36ZM134 142V143H136V144H134V145H132V146H130V147H128L127 148V144H129L130 142ZM159 141V140H158ZM172 141V140H171ZM174 141V140H173ZM180 141V140H179ZM182 141V140H181ZM190 141V140H189ZM205 142H206V140H204ZM218 141V140H217ZM57 142V141H56ZM150 142V141H149ZM34 143H36V142H34ZM152 143V142H151ZM151 143H150V145H151ZM179 143V142H178ZM213 143V142H212ZM216 143V142H215ZM219 143V142H218ZM232 143V142H231ZM243 143V144H242ZM39 144V143H38ZM60 144H62V143H60ZM154 144V143H153ZM152 144V145H153ZM159 144V143H158ZM162 144H163V142H162ZM167 144V143H166ZM165 144V145H166ZM184 144V143H183ZM186 144H187V142H186ZM186 144H184L185 146H186ZM224 144V143H223ZM228 144V143H227ZM239 144V145H238ZM237 145H236V152H237V162H236V173H237V177L238 178H243V176H245L246 177V175H247V177L249 176V173H252V172H254L255 173V175L253 176V182H254V184L256 185V187H257V189H259L260 188V186L261 185H263L262 183H264L263 182V177H264V174H263V172L262 171H264V162H262L260 159H259V156H258V146L259 147H264V141H262V142H260L259 143V145L257 144V143H254V140H252V141H250V142H248V141H246L245 143L243 142V141H241V143H238ZM35 145V144H34ZM53 145V144H52ZM142 145H145L144 147L142 146ZM157 145V144H156ZM174 145V144H173ZM189 145H191V144H189ZM189 145H187L186 147H187V149H188V152H190L191 153V155H192V161H191V169H199L200 167H202V165L204 164V163H206L205 161H204V159H203V149L200 147V146H198V147H200V148H196L195 146V149H199V150H201V151H199V150H193L192 148H193V145L191 146V149L190 148H188V147H190ZM229 145V144H228ZM232 145V144H231ZM142 146V147H141ZM154 146H155V144H154ZM162 146V145H161ZM161 146H158L157 148L158 149H160V147ZM167 146V145H166ZM169 146V145H168ZM166 147L167 149H168V151L166 152L165 151V153H166V155L173 161V163H174V169H173V175L176 177L177 176V178H180V180L182 179V177H185V176H187V171H186V169L184 168V164L187 162V160H186V157L184 156V151L182 152V150L184 149V148H181L182 150H180V145L178 146L177 144H175L174 146H178V148H179V150H180V152H177V153H179V154H177L175 151H173L176 147H172L171 145H170V147ZM135 147V146H134ZM151 147V146H150ZM156 147V146H155ZM181 147H183V146H181ZM49 148V147H48ZM149 148V147H148ZM153 148V147H152ZM151 148V149H152ZM171 148H174L173 150L171 149ZM178 148H176V150L178 149ZM53 148H51V150H52ZM146 149V148H145ZM155 149V148H154ZM158 149H156V150H158ZM172 150V151H170V150ZM3 150L6 152L5 154H6V156H7V162L6 163H4L5 164V166H4V168H3V166H1V163H0V178H2L3 176H2V174L3 173H5V176L7 177V175H6V172L7 171H13V173H17V172H20V166H21V161L17 158V155L15 154V156L14 157H11V156H9L8 155V152H9V149L7 148V147H4L1 151L3 152ZM12 150V149H11ZM54 150V149H53ZM153 150V149H152ZM161 150V149H160ZM178 150V151H179ZM50 151V150H49ZM148 151V149H146V152ZM155 151V150H154ZM218 151H219V153H220V155H219V157H217V158H213V160H214V163L216 162V163H220L221 161H224L225 159H226V163L228 162L230 165H231V152H232V148H231V146H227L226 147V144H224V145H221L220 144V147H219V149H218ZM14 152V151H13ZM81 152V151H80ZM89 152V151H88ZM96 152H100V156L99 157H93L94 156V154L96 153ZM156 152V151H155ZM83 153V152H82ZM149 153V152H148ZM160 153V152H159ZM0 154H2L3 156H5L3 153H0ZM64 154V153H63ZM77 154V153H76ZM81 154V153H80ZM79 154V155H80ZM98 154V153H97ZM147 156H146V155ZM60 155V154H59ZM87 155V154H86ZM99 155V154H98ZM52 156V155H51ZM74 156V155H73ZM77 156V155H76ZM48 157H49V154H48ZM55 157H56V155H55ZM80 158H81V156H79ZM84 157H87V156H84ZM3 159H4V157H2ZM52 158H54L53 156H52ZM51 158V159H52ZM82 158H83V155H82ZM127 158H129L130 159V161H128V159ZM227 158H228V160L229 161H227ZM13 159H15V160H18V165H13L12 163H11V161L13 160ZM87 159V158H86ZM88 159V160H89ZM2 160V159H1ZM6 160V159H5ZM69 161H70V159H69ZM69 161H67V164L66 165H68V162ZM75 161V160H74ZM184 162V164L183 163H181V164H183L182 166L179 164L180 162ZM0 162H2V161H0ZM79 162V161H78ZM85 162V161H84ZM86 162V163H87ZM62 163V162H61ZM70 163H71V161H70ZM73 163V162H72ZM80 163H82V162H80ZM3 164V163H2ZM74 164V163H73ZM76 164H77V162H76ZM85 163H83V166H85L84 165ZM178 164L180 165V166H178ZM192 164H193V166H192ZM222 164V163H221ZM224 164V163H223ZM253 164H257L256 166L254 165L253 166ZM250 165H252V168H249L250 167ZM61 166V165H60ZM77 166V165H76ZM220 166V164L218 165V167ZM223 166L224 165H222V167H221V169H223V171H225L224 170V168H223ZM143 167V168H142ZM156 167H158V168H156ZM226 167V166H225ZM227 167H228V165H227ZM230 167V166H229ZM232 167V166H231ZM237 167H240V169L239 170H237ZM10 168V169H9ZM77 168L78 167H70L69 168V173L70 172H73L74 173V176H71L70 178H68V179H66V181H70V180H75V179H78L79 181H85V182H87V181H89L88 182V185L87 186H90V185H92V183H91V181L90 180H87V178L89 179V177H87L88 175H87V173H84L85 171H81V172H77ZM145 168V169H144ZM207 168V167H206ZM3 169V172H2V174H1V170ZM221 169H218V170H220V171H222ZM225 169H227V168H225ZM228 169H230V168H228ZM56 170V169H55ZM202 170V169H201ZM10 171V172H11ZM157 171H156V173H157ZM222 171V173L224 174V176H225V173L226 174H228V172H230V171H228V170H226V172L224 173ZM228 171V172H227ZM89 172V173H90ZM112 172H114V171H112ZM111 172V167L109 168V170H108V173H107V176H111V175H113L114 173H112ZM197 172V171H196ZM90 173V174H91ZM155 173V172H154ZM160 173V174H159ZM159 173H157V174H159V175H162V176H164L163 175V173L161 174V172L159 171ZM72 174V173H71ZM70 174V175H71ZM86 174V175H85ZM198 174V173H197ZM56 175V174H55ZM119 175V174H118ZM123 175V174H122ZM150 175V174H149ZM206 175V174H205ZM4 176V177H5ZM124 176V175H123ZM142 178H141V177ZM158 176V175H157ZM196 176H199V175H196ZM18 177V176H17ZM99 177V176H98ZM111 177H113V176H111ZM110 177V178H111ZM139 177L141 178V179H139ZM144 177H146V176H144ZM150 177V176H149ZM159 177H161V176H159ZM221 177V176H220ZM228 177V176H227ZM227 177H226V180H227ZM117 178V177H116ZM123 178H126V176H124ZM147 178V177H146ZM151 178V177H150ZM164 178H166L167 179V177H165L164 176ZM200 178V177H199ZM203 178V177H202ZM225 178V177H224ZM223 178V179H224ZM5 179V178H4ZM139 179V180H138ZM222 179V178H221ZM246 179V178H245ZM111 180H112V178H111ZM124 180V179H123ZM123 180H122V182H123ZM151 180H153L152 178H151ZM150 180V181H151ZM229 180V179H228ZM7 181V180H6ZM5 181V182H6ZM77 181V180H76ZM144 181H145V179H144ZM143 180H142V183L144 182ZM240 181V180H239ZM241 181H244V178H243V180H241ZM239 182L238 183V185L241 183H243V182ZM16 182V181H15ZM74 182V181H73ZM114 182V181H113ZM147 182V181H146ZM163 182V181H162ZM230 182V181H229ZM237 182H238V180H237ZM260 182H262V183H260ZM4 183V182H3ZM64 183V182H63ZM111 183H112V181H111ZM117 183V182H116ZM135 183H136V181H135ZM141 183V182H140ZM148 183V182H147ZM151 183V182H150ZM222 183H225V182H222ZM67 184V183H66ZM65 184V185H66ZM114 184H115V182H114ZM133 184V183H132ZM240 184V185H241ZM244 184V183H243ZM242 184V185H243ZM261 184V185H260ZM2 185V184H1ZM113 185V184H112ZM120 185V184H119ZM119 185H117L116 187L118 188V186ZM123 185V184H122ZM128 185V184H127ZM134 185V184H133ZM137 185V184H136ZM148 185V184H147ZM150 185V184H149ZM152 185V184H151ZM150 185V186H151ZM225 185V184H224ZM231 185V184H230ZM229 185V186H230ZM237 185V186H238ZM6 186V185H5ZM69 186V185H68ZM80 186V185H79ZM115 186V185H114ZM130 186V185H129ZM154 186V185H153ZM244 186V185H243ZM4 187V186H3ZM66 187V186H65ZM115 187V188H116ZM120 187V186H119ZM140 187V186H139ZM227 187V186H226ZM248 187V186H247ZM262 188L264 187V185L263 186H261ZM88 188H90V187H87V189ZM142 188V187H141ZM144 188V187H143ZM206 188V187H205ZM239 188V187H238ZM238 188H237V190H238ZM241 188V187H240ZM5 189V188H4ZM154 189V188H153ZM200 189V188H199ZM248 189V188H247ZM1 190V189H0ZM11 189H9L8 191H10ZM82 190V189H81ZM86 190V189H85ZM85 190H83V191H85ZM137 190V189H136ZM240 190V189H239ZM263 190V189H262ZM5 191V190H4ZM138 191H140V190H138ZM137 191V192H138ZM142 191V190H141ZM144 191V190H143ZM240 191H242V189L240 190ZM186 192V191H185ZM245 192V191H244ZM4 193V192H3ZM8 193V192H7ZM80 193V192H79ZM114 193H117V191L115 192V190H114ZM142 193V192H141ZM209 193V192H208ZM241 193V192H240ZM250 193V192H249ZM2 194V193H1ZM5 194V193H4ZM32 194V193H31ZM67 194V193H66ZM135 194V193H134ZM251 194V193H250ZM6 195V194H5ZM81 195V194H80ZM79 196V195H78ZM81 196H83V195H81ZM212 196V195H211ZM18 197V196H17ZM141 197V196H140ZM187 197V196H186ZM195 197V196H194ZM193 197V198H194ZM228 197V196H227ZM134 198V197H133ZM143 198V197H142ZM192 198V199H193ZM243 198V197H242ZM77 199V198H76ZM117 199V198H116ZM213 199V198H212ZM9 200V199H8ZM7 200V201H8ZM144 200V199H143ZM125 202L127 201V200H124ZM139 202V201H138ZM5 203V202H4ZM75 203V202H74ZM35 204H37V203H35ZM10 205V204H9ZM12 205V204H11ZM38 205V204H37ZM137 205V204H136ZM140 205V204H139ZM147 206H148V204H146ZM192 205V204H191ZM210 205V204H209ZM179 206V205H178ZM8 207V206H7ZM37 207V206H36ZM175 207V206H174ZM12 208V207H11ZM38 208V207H37ZM59 208V207H58ZM133 208V207H132ZM190 208V207H189ZM192 208V207H191ZM149 209V208H148ZM183 209V208H182ZM11 210V209H10ZM16 210H17V208H16ZM90 210V209H89ZM194 210V209H193ZM93 210H91V212H92ZM215 211V210H214ZM9 212V211H8ZM11 212V211H10ZM98 212V211H97ZM102 212V211H101ZM121 212V211H120ZM123 212H124V210H123ZM122 212V213H123ZM152 212V211H151ZM188 212V211H187ZM187 212H185V213H187ZM15 213V212H14ZM14 213H12V214H14ZM45 213V212H44ZM57 213H58V211H57ZM103 213V212H102ZM115 213V212H114ZM132 213V212H131ZM147 213V212H146ZM184 213V212H183ZM87 214V213H86ZM93 214V213H92ZM208 214V213H207ZM15 215V214H14ZM144 215V214H143ZM189 215V214H188ZM194 215V214H193ZM5 216H7V215H4L3 213H0V220H2L3 221V224L2 225H0V243H2L3 241H4V239H5V237L9 234V230H12L13 229V224H11L10 223V221L9 222H6L7 220H4L5 219ZM8 216H11L12 217V215H9L8 214ZM95 216V215H94ZM99 216V215H98ZM108 216V215H107ZM10 217V218H11ZM59 217V216H58ZM86 217V216H85ZM96 217V216H95ZM99 217H102V216H99ZM121 218H122V215L120 216ZM140 217V216H139ZM145 217V216H144ZM177 217H179V216H177ZM208 217V216H207ZM10 218H9V220H10ZM33 219V218H32ZM96 219H98V217L96 218ZM116 219V218H115ZM215 219V218H214ZM119 220V219H118ZM125 219H123L122 218V220L121 221H124ZM142 220V219H141ZM180 220H181V218H180ZM98 221V223H99V219L97 220ZM101 222H103L102 220H101ZM113 223V222H112ZM115 223V222H114ZM151 223V222H150ZM109 224V223H108ZM116 224V223H115ZM153 224V223H152ZM196 224V223H195ZM106 225V224H105ZM109 226H107L106 228H108ZM111 227V226H110ZM109 227V228H110ZM182 228V227H181ZM193 228V227H192ZM191 228V229H192ZM263 229H264V227H262ZM262 228H260V230H258V232L256 233V238H255V240H259L261 243H262V241H264V233L262 234ZM100 229V228H99ZM139 229V228H138ZM177 229V228H176ZM180 229V228H179ZM21 230L23 231V233H24V237L26 238V240H27V243L26 244H22V239H21V236L19 235V233H16L15 231H11V235L13 236V240H14V249L13 248H6L5 249V255H6V257L7 256H12L13 258H16L17 256L19 257V264H24V260H25V257H24V255H23V253L21 252V248L23 247V248H25V249H27V251H28V253L30 254V257H31V264H39L36 260H34V258H33V256H32V254H31V250L32 249H34V247L35 246H33L34 244H32L31 243V239L30 240H28L27 239V237H26V235H29V233L28 232H24V230H23V228L21 227ZM69 230V229H68ZM107 230V229H106ZM175 230V229H174ZM188 230V229H187ZM30 231V230H29ZM48 231V230H47ZM109 231V230H108ZM135 231V230H134ZM181 231V230H180ZM191 231V230H190ZM107 232V231H106ZM141 232V231H140ZM175 233V232H174ZM189 235H190V233H189ZM197 235V234H196ZM141 236V235H140ZM36 237V236H35ZM142 237V236H141ZM179 238V237H178ZM142 239V238H141ZM106 240V239H105ZM125 240V239H124ZM143 240V239H142ZM177 240V239H176ZM111 241V240H110ZM121 241V240H120ZM33 242V241H32ZM77 242V241H76ZM136 242V241H135ZM255 243H256V241H254ZM253 242V243H254ZM37 243V242H36ZM120 244H121V242H119ZM38 244H39V242H38ZM96 244V243H95ZM134 244V243H133ZM136 245H142L143 244V241H140V242H136L135 243ZM264 244V243H263ZM37 245V244H36ZM111 245V244H110ZM109 246V245H108ZM126 246H127V244H126ZM181 246V245H180ZM33 247V248H32ZM106 247V246H105ZM110 248H112L111 246H109ZM191 247V246H190ZM43 249H44V247H42ZM134 248H136V247H134ZM137 248H138V246H137ZM136 248V249H137ZM140 248V247H139ZM138 248V249H139ZM108 249V248H107ZM130 249V248H129ZM133 249V248H132ZM131 249V250H132ZM259 249V248H258ZM109 250V249H108ZM127 250V249H126ZM110 251V250H109ZM133 251H134V249H133ZM196 251V250H195ZM216 251V250H215ZM256 251V250H255ZM135 252V251H134ZM137 252H139L138 250H137ZM163 252V251H162ZM214 252V251H213ZM218 252H219V250H218ZM87 253V252H86ZM103 253V252H102ZM197 253H198V251H197ZM89 254V253H88ZM123 254V253H122ZM41 255V254H40ZM102 255H105L104 253L102 254ZM102 255H101V257H102ZM132 255V254H131ZM178 255V254H177ZM81 257H82V255H81ZM257 257V256H256ZM157 258V257H156ZM197 258V257H196ZM199 258V257H198ZM146 259V258H145ZM144 259V260H145ZM209 259V258H208ZM249 260V259H248ZM42 262V261H41ZM142 262V261H141ZM143 262H145V261H143ZM157 263V262H156ZM176 264V263H175ZM184 264V263H183Z\"/></svg>",
	"mask_w": 264,
	"mask_h": 264
},
{
	"label": "water",
	"instance_id": "obj_4",
	"mask_svg": "<svg viewBox=\"0 0 264 264\" xmlns=\"http://www.w3.org/2000/svg\"><path fill=\"white\" fill-rule=\"evenodd\" d=\"M0 83H1V81H0Z\"/></svg>",
	"mask_w": 264,
	"mask_h": 264
}]
</instances>
